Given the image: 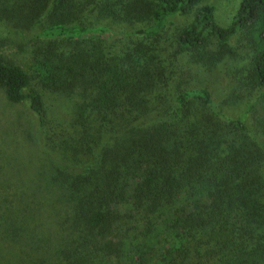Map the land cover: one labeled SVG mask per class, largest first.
<instances>
[{
  "label": "trees",
  "instance_id": "16d2710c",
  "mask_svg": "<svg viewBox=\"0 0 264 264\" xmlns=\"http://www.w3.org/2000/svg\"><path fill=\"white\" fill-rule=\"evenodd\" d=\"M202 1L0 0V26L38 43L30 73L0 55V91L37 116L51 157L0 166V264H264V91L248 124L183 87V70L236 58L238 36L230 99L264 90V0L227 27Z\"/></svg>",
  "mask_w": 264,
  "mask_h": 264
},
{
  "label": "rangeland",
  "instance_id": "374dc122",
  "mask_svg": "<svg viewBox=\"0 0 264 264\" xmlns=\"http://www.w3.org/2000/svg\"><path fill=\"white\" fill-rule=\"evenodd\" d=\"M241 2L242 0H203L200 6H214L216 9V22L222 27H227L232 23ZM193 19L194 14L178 15L171 18L164 30L161 48L170 54L174 53L176 51L173 40L174 32L187 26ZM229 44L231 47L238 48L236 58L227 59L213 70H207L199 66L183 70L191 71L186 76L187 82L183 87L187 89L208 88L212 93L217 110L230 119H243L251 124L252 116L250 113L252 111L250 107L257 101L262 100L261 96L264 90L253 93L252 97H247V99H240L237 103H235V100L230 99L231 94L238 87L237 80L234 78L237 75L234 71H240L241 68L248 65V60L245 59L248 57L249 51L240 43L238 36L231 39ZM37 45L34 32L20 34L0 26V55L19 65L28 73L31 71L30 67ZM184 61L183 57L175 58V66L184 69L182 66V64H185ZM45 100L51 110L53 109L59 113L60 111L65 113L70 108L68 100L63 97L56 98L46 95ZM255 109L260 110L259 105H256ZM38 133L39 121L29 106L27 104L10 103L5 94L0 91V166L6 164L4 172H12V169L7 166L11 155L17 162H21L23 168L25 162L27 163L29 160H33L37 164L36 166H39L38 163L41 162L49 163L51 157L39 142ZM9 143H13V147L9 146Z\"/></svg>",
  "mask_w": 264,
  "mask_h": 264
}]
</instances>
